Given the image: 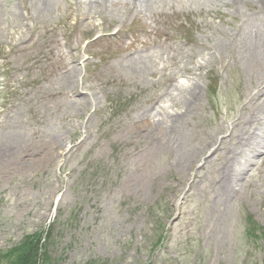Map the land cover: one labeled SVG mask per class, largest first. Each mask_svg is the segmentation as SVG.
I'll return each instance as SVG.
<instances>
[{
  "label": "rangeland",
  "instance_id": "obj_1",
  "mask_svg": "<svg viewBox=\"0 0 264 264\" xmlns=\"http://www.w3.org/2000/svg\"><path fill=\"white\" fill-rule=\"evenodd\" d=\"M41 1L0 2V252L48 231L46 264H264V152L229 167L234 189L221 171L264 80V50L250 72L231 48L249 19L169 0ZM132 46L139 76L118 67ZM177 81L201 97L172 131L158 115L186 112L168 101Z\"/></svg>",
  "mask_w": 264,
  "mask_h": 264
},
{
  "label": "bare ground",
  "instance_id": "obj_2",
  "mask_svg": "<svg viewBox=\"0 0 264 264\" xmlns=\"http://www.w3.org/2000/svg\"><path fill=\"white\" fill-rule=\"evenodd\" d=\"M5 0H0V2H4ZM37 7L39 4L43 3L41 0H31ZM48 1V0H47ZM83 2L84 0H77ZM125 5H128V9H134L140 12H150L153 8L156 7V0H120ZM174 1V4L182 5V4H194L196 6L199 5H209L213 9L218 10L219 7L229 6L233 9V12L240 13L244 18L249 19V21L245 22L242 26L235 28L232 34V42L231 48L235 46L234 50L236 55L239 52L242 54L239 57V62L244 67V64L248 66L250 72L252 71L253 66H259L261 53L264 50V24H263V16L264 15V0H169ZM128 2V3H127ZM97 7H102V3L100 0H96ZM136 8H134V7ZM34 17L38 19L39 17H46L51 13V10L46 8L39 9L36 8L34 10ZM202 25V24H201ZM208 25L204 22L201 28L207 27ZM99 27V26H98ZM94 27V28H98ZM238 44V47L236 45ZM216 48V47H214ZM212 55H222L221 52L210 49ZM213 50V51H212ZM237 51H239L237 53ZM131 54V53H130ZM145 56H139L136 54H131V56L126 57L118 62V67L127 73H130L134 76H139L142 69L145 68L146 63L144 61ZM199 65L198 67H200ZM216 69V68H214ZM218 69V68H217ZM211 74L213 70H209ZM217 71V70H216ZM201 97V88L199 84L196 82H181L177 81V84L172 89V96L168 101H170V107L174 109V107H178L175 103V100L178 98V103H184L186 106V112H178L174 111L169 113L166 111L164 114L158 115V122L163 124H170L172 127V131L177 124L184 118L185 113L188 114L192 106H195L199 103ZM248 103L253 104V110H250V113L244 114L235 120L237 125L234 127L239 128L238 133L232 134L229 136L231 140H234L237 137V144L227 148V156L223 161L221 166V171L228 172L229 167H233L234 165L238 167L240 172H245L247 168L251 167L255 162L253 157L258 155L259 151L264 152V80L257 79L255 82V88L250 89V94L248 97ZM161 125V126H162ZM159 129V133L162 135L167 132L168 128H157ZM233 129V130H234ZM254 129L253 131H251ZM252 132V134L250 133ZM233 132V131H232ZM227 137H223L220 140V144H223L226 141ZM218 137L214 138L213 141L208 142L207 145L203 148L202 156L196 161H203L201 167H204L207 164L208 159V151L212 150V152L218 151ZM239 157V158H237ZM192 162V161H191ZM193 167L195 168V164L193 162ZM234 171V172H235ZM229 173V172H228ZM238 173V174H239ZM238 176H234L229 173V175H225L223 177L224 181L222 185L226 188V181H229V187L236 188L234 183ZM228 190V189H225Z\"/></svg>",
  "mask_w": 264,
  "mask_h": 264
},
{
  "label": "trees",
  "instance_id": "obj_3",
  "mask_svg": "<svg viewBox=\"0 0 264 264\" xmlns=\"http://www.w3.org/2000/svg\"><path fill=\"white\" fill-rule=\"evenodd\" d=\"M48 234V231H40L25 235L19 243L0 252V264H46Z\"/></svg>",
  "mask_w": 264,
  "mask_h": 264
}]
</instances>
